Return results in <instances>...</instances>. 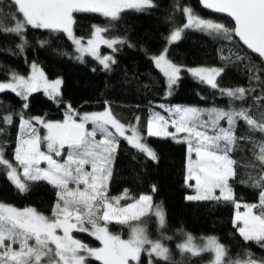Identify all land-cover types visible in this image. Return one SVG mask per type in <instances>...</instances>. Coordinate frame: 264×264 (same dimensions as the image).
<instances>
[{
	"label": "snow or ice",
	"instance_id": "snow-or-ice-1",
	"mask_svg": "<svg viewBox=\"0 0 264 264\" xmlns=\"http://www.w3.org/2000/svg\"><path fill=\"white\" fill-rule=\"evenodd\" d=\"M200 3L211 12L230 17L233 25L228 27L203 18L191 6L174 0L173 10L181 13L186 22L172 28L165 37L167 45L179 41L186 30L194 29L227 41L236 37L264 59V0H200ZM9 7L11 11L7 14L0 9V32L17 36L21 40L17 45L21 52L27 44L25 32L29 27L63 33L72 42L76 59L83 62L89 56L109 71L116 63L113 54L126 41L107 36V26L100 25H92L87 40L77 37L75 14H99L115 21L126 10L144 12L156 4L154 0H9ZM46 43L40 41L41 46ZM101 46L111 52L102 54ZM167 51L165 47L158 55L151 56V60L166 80L168 96L172 95L182 71L219 91L229 101H244L255 92L254 88H221L217 78L223 68L180 66L167 58ZM221 58L231 59V56ZM235 59L242 61L245 57L235 55ZM259 71L249 65L251 79L258 82ZM62 83L60 78L50 80L35 61L31 62L27 76L10 71L8 79L0 81V94L11 92L23 101L21 111L0 116L5 126H11L14 117L19 119L13 160L6 157L4 147L0 146V170L20 193L27 192L30 183L40 181L56 190L51 215L40 213L34 207L21 209L0 202V264H90L92 260L98 264H144L142 256L147 257V264L159 261L172 264L170 249L164 242L172 237L162 231L166 228V214L162 206L154 204L153 196L133 197L128 189L117 196L109 195L112 166L120 141L127 142L146 158L158 161L156 152L147 143L150 137L186 144L185 185L194 189V194L186 199L233 205L236 211L232 223L240 237L264 249V138L252 141L260 172L250 177V186L259 189L258 202L238 201L231 183L237 175V161L232 153L240 140L250 139L237 136V123L243 121L249 131L264 136V112L253 114L246 107L201 109L160 104L156 107L166 115L149 109L143 132L139 116L135 123L125 124L113 114L107 102L103 111L83 113L68 104L62 120H48L46 114L26 116L29 98L34 93L43 92L59 104ZM255 100L260 103L264 96ZM221 121L227 126H222ZM3 131L0 128V133ZM250 166L255 168L256 164ZM156 190L152 185L151 192ZM241 208L244 210L240 211ZM151 216L156 218L161 232L157 239L151 238L146 226ZM111 224L126 227L128 238L110 231ZM76 233H87L100 246H89ZM176 247L182 255L193 257L210 253L212 258L208 264H264V258H255L251 251L231 258L227 247L215 236L204 237L197 243L192 234L185 233Z\"/></svg>",
	"mask_w": 264,
	"mask_h": 264
},
{
	"label": "trees",
	"instance_id": "trees-1",
	"mask_svg": "<svg viewBox=\"0 0 264 264\" xmlns=\"http://www.w3.org/2000/svg\"><path fill=\"white\" fill-rule=\"evenodd\" d=\"M154 3L155 8L144 12L126 10L115 21H109L99 14H75L76 36L86 37L92 25H100L107 26V36L119 37L126 41L113 54L116 63L111 65L109 71L103 70L102 66L89 56H85L83 62L76 59L74 46L63 33L29 27L25 32L27 44L21 52L17 47L21 40L17 36L0 32V80L8 79L10 71L26 74L29 64L35 61L48 78L62 79L61 102L57 104L43 92L34 93L29 98L26 116L46 114L47 119H56L68 104L79 112H86L100 110L107 102L113 114L125 124L135 122V118L139 116L142 132L149 109H158L156 106L160 103L204 108L246 107L253 114L264 112V101L257 103L255 100L256 97L264 96V67L259 57L244 48L235 37L232 41H227L194 29L186 30L179 41L166 46L168 59L182 66L207 65L223 68L222 74L217 78L221 88H254L255 92L244 101H229L219 91L182 71L172 95L165 97V78L154 66L150 55L164 47L165 37L175 25H182L185 17L173 10L174 0H154ZM180 3L191 6L203 18L232 26L227 17L202 8L198 0H180ZM0 9L5 14L9 13V0H0ZM40 41L47 43L41 46ZM235 55L245 59L237 61ZM222 56H231V59H222ZM249 65L260 69L259 82L251 79L253 74L249 72ZM22 103L23 101L11 92L0 94V116L21 111ZM161 113L164 114L163 111ZM18 123V117H14L11 126H5L0 121V128L4 129L0 133V146L4 147L9 160H13ZM236 134L238 137L250 139L240 140L232 153V158L237 161V175L231 183L238 201L257 203L259 189L250 186V177L258 175L260 166L254 160L252 141H259L264 136L259 132L249 131L243 121L237 123ZM147 143L156 152L158 161L146 158L127 142L120 141L112 166L109 195H117L128 189L133 197L143 193L153 196L154 204L162 206L166 214V228L162 231L164 235L172 237L171 240L164 241L170 249L172 264H196L209 257V253L195 257L182 255L176 245L183 240L185 233L192 234L194 238L208 235L217 237L227 247L228 255L233 259L242 256L245 251H251L255 258H264V249L254 242H245L233 227L232 221L236 211L233 205L189 201L185 198L191 188L185 185L187 147L184 143L157 137L147 138ZM252 164H256V167H251ZM152 185L156 186L155 193L151 192ZM55 192L47 182L40 181L30 183L29 190L20 193L8 180L6 173L0 170V202L18 208L34 207L40 213L51 215L56 201ZM146 226L151 238L160 237L161 232L154 216L147 218ZM109 228L114 232L120 230L122 235L126 233V227L120 225L111 224ZM82 237L94 247L99 244L86 233H82ZM142 260L147 264L146 256H142ZM90 264L98 262L92 260ZM158 264L167 262L159 261Z\"/></svg>",
	"mask_w": 264,
	"mask_h": 264
},
{
	"label": "rangeland",
	"instance_id": "rangeland-1",
	"mask_svg": "<svg viewBox=\"0 0 264 264\" xmlns=\"http://www.w3.org/2000/svg\"><path fill=\"white\" fill-rule=\"evenodd\" d=\"M208 19V18H207ZM184 22H186V19H185V21ZM92 29V28H91ZM90 33H91V31H90ZM90 33H89V35L88 36H86V37H83L85 40H87L89 37H90ZM170 34V32L168 33V35ZM167 35V36H168ZM77 37H79V36H77ZM167 46V43H166V41H165V45H164V47H162L161 49H160V51H158V52H156V53H152L151 55H150V57L151 56H153V55H158L165 47ZM111 52V50L110 49H108L107 47H104V46H101V53L102 54H109ZM168 58V57H167ZM153 62V61H152ZM31 64V63H30ZM30 64H29V69H28V72L26 73V74H23V75H25V76H27L29 73H30ZM154 64V63H153ZM177 65H179V64H177ZM180 66H182V65H180ZM201 66H203V67H217V66H207V65H193V66H184V67H188V68H190V67H201ZM217 68H219V67H217ZM57 78H59V77H55V78H49L50 80H55V79H57ZM0 81H4V80H0ZM165 84H166V80H165ZM166 92H167V86L165 85V91H164V96L165 97H167L168 95H166ZM160 104H164V105H167V106H169V107H174V106H177V105H179V106H188V107H197V106H192V105H183V104H178V103H173V104H168V103H160ZM160 104H158V105H160ZM213 107H218V106H211V107H207V108H204V107H197V108H201V109H210V108H213ZM104 108L105 107H103V108H101L100 110H94V111H86V112H96V111H103L104 110ZM219 108H224V107H219ZM225 109H227V108H225ZM64 110H65V108L63 109V111H62V114H61V116L59 117V118H56V119H48V120H53V121H56V120H62L63 119V116H64ZM154 111H158V112H161L162 110L160 109V108H158V109H155ZM81 113H83V112H81ZM165 115H166V113H164ZM133 123H135V122H133ZM221 125L222 126H227L226 125V122L225 121H221ZM89 127H91V125H89ZM18 134V133H17ZM100 137L98 136L97 137V139H99ZM186 145V144H185ZM186 147H187V145H186ZM42 150H46V149H43L42 148ZM186 157H187V152H186ZM185 163H186V161H185ZM42 167H44V166H46V165H41ZM186 166V165H185ZM185 175H186V172H185ZM191 183H194V181L193 182H191ZM122 192H120L119 194H117V195H120ZM143 194H148V193H143ZM191 194H194V189H192L191 188V190L189 191V192H187L186 194H185V198H186V196H188V195H191ZM117 195H110V196H117ZM138 198V197H137ZM128 202H130V201H128ZM122 204L123 203H126L125 201H122L121 202ZM22 208H24V207H22ZM21 208V209H22ZM244 209L243 208H241L240 209V211H243ZM234 216H235V212H234ZM111 231V230H110ZM112 232H114V231H112ZM114 233H119V234H121L120 233V230H117V231H115ZM128 233H129V230L126 228V233H125V235H122V238H125V239H127L128 238ZM87 234V233H86ZM76 236H77V238H79V239H81L83 242H85V243H87L89 246H91V247H94V246H92V245H90L89 243H88V241L86 240V239H84L83 237H82V233H76L75 234ZM208 236H210V235H208ZM204 237H207V236H201V237H198V238H196V241H197V243H201L202 242V238H204ZM94 238V237H93ZM98 243H99V241H98ZM100 245L98 244V246L97 247H99ZM211 258H212V255L209 253V257H207V258H205L203 261H200V262H198V263H196V264H208V262L211 260Z\"/></svg>",
	"mask_w": 264,
	"mask_h": 264
},
{
	"label": "water",
	"instance_id": "water-1",
	"mask_svg": "<svg viewBox=\"0 0 264 264\" xmlns=\"http://www.w3.org/2000/svg\"><path fill=\"white\" fill-rule=\"evenodd\" d=\"M198 3H199V5L202 7V5H201V3H200V0H198ZM203 8V7H202ZM205 9V8H204ZM207 10V9H206ZM209 12H211L210 10H208ZM212 13H214V12H212ZM216 14H219V13H216ZM219 15H222V16H225V17H227L225 14H219ZM229 20H230V22H231V24L233 25V21L231 20V18L230 17H227ZM236 38V37H235ZM237 40H238V42L244 47V48H246L247 49V47L245 46V45H243V43L241 42V41H239V39L238 38H236ZM249 52H251V50H249V49H247ZM252 53V52H251ZM253 54H255V55H257L258 56V54H256V53H253ZM259 57V56H258ZM259 59H260V61H261V63H262V65H263V67H264V59H262V58H260L259 57Z\"/></svg>",
	"mask_w": 264,
	"mask_h": 264
}]
</instances>
